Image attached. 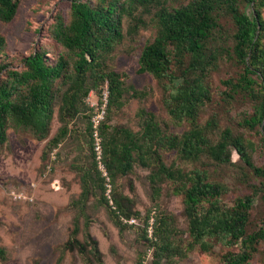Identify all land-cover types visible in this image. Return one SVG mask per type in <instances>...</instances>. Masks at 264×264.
Masks as SVG:
<instances>
[{"label":"trees","instance_id":"1","mask_svg":"<svg viewBox=\"0 0 264 264\" xmlns=\"http://www.w3.org/2000/svg\"><path fill=\"white\" fill-rule=\"evenodd\" d=\"M167 1L70 0L68 19L59 14L53 23L52 35L61 45L55 58L48 57L46 50H35L22 59L20 69L10 67L7 61L0 62V71H4L0 78V146L8 141L10 126L45 139L54 108L59 105L61 125L48 140L43 158L71 134L72 121L92 111L86 100L90 91L99 93L108 84V117L98 129L108 175L98 168L93 121L88 114L90 162L77 165L82 191L73 200L77 213L56 264H62L65 253L74 250L86 264H106L91 232L87 203L98 192V202L108 208L121 229L133 226L125 223L122 216L140 215V211H133L132 199L121 192L117 179L133 172L136 162L151 169L154 207L145 215L141 235L152 249L155 264L164 259L178 264L194 250L212 251L215 242L239 245V251H228L221 264H248L261 247L264 249V216L251 228L255 204L259 199L264 201V164L255 160L257 151L264 149V0H185L174 7L166 5ZM19 3L20 0H0V20H13ZM243 5L250 6L251 12ZM222 12L230 15L235 25L232 45H227L218 21ZM146 14H152L157 31L141 51L138 71L151 73L162 83L169 120L140 107V129L133 131L126 125H110V114L124 105V96L130 89L132 96L141 99L149 92L126 85L124 73L111 67L110 61L123 39L134 40L147 26ZM6 47L7 39L0 33V55H6ZM222 54H228L242 67L239 77L224 81L231 90L226 94L233 98V93L243 92L254 99L250 109L230 117L237 132L232 125L222 127L217 114L205 123L199 120L201 111L212 100L209 73ZM185 121L189 128L182 134L169 131L170 122ZM252 131L260 135L259 141L247 135ZM234 149L238 160L233 159ZM163 150L176 151L177 158L167 162ZM187 163L194 166L186 167ZM227 165H241L238 170L243 175L247 176L248 170L260 178L258 185L251 184V192L238 195L231 205L223 202L231 186L215 179L211 171ZM248 177L246 184L250 183ZM163 181H169L172 192L184 197L189 234L186 242L175 215L160 204ZM151 218L152 236L148 233ZM7 257V249L0 245V259ZM144 260L140 258L137 264H144Z\"/></svg>","mask_w":264,"mask_h":264},{"label":"rangeland","instance_id":"2","mask_svg":"<svg viewBox=\"0 0 264 264\" xmlns=\"http://www.w3.org/2000/svg\"><path fill=\"white\" fill-rule=\"evenodd\" d=\"M185 0H168L166 5L174 7L185 3ZM250 13L251 7L243 5ZM70 12V0H20L16 16L11 21L0 20V33L7 39L6 55H0V62L7 61L10 67L22 68V59L35 50H46L47 56L55 58L61 50L53 35L52 27L57 15L68 19ZM264 16V10H263ZM147 26L140 29L134 40L129 37L123 39L114 51L110 61L111 67L124 73L126 85L140 91L149 92L145 98L131 95L132 89L124 96V105L114 110L108 121L110 125H126L133 131L140 129V107L155 112L164 120H169L166 107L163 102L164 90L162 83L151 73H140L139 57L143 47L155 36L157 26L152 19V14H146ZM218 21L223 26L224 39L227 45H232V33L235 29L230 15L222 12L218 14ZM127 22H124V30ZM242 67L228 54H222L208 76V86L212 94V100L201 111L199 120L205 123L212 115L217 114L220 125H232L237 132L231 116L236 117L250 109L254 99L243 92L234 94L230 98L225 80L239 77ZM4 71H0V78ZM97 93L91 90L87 103L92 108L81 113L77 119L71 122L72 132L59 145L54 148L46 158L43 151L48 140L53 137L59 126L58 106L54 108L49 135L45 139L36 138L29 130L8 127V141L0 146V245L7 249V259H0V264H56L61 252V245L68 239L77 208L73 200L78 198L82 191V180L77 165H88L90 158L89 134L86 131L88 120L86 116L96 114L104 110L105 120L107 116V102L105 104L104 89ZM109 90V89H108ZM109 98V94H108ZM102 120V121H103ZM189 128L188 122H170L169 131L174 134H182ZM93 146L95 150V131H92ZM247 135L256 141L260 135L254 131ZM103 141V138H101ZM167 162L177 158L176 151L163 150ZM96 155L99 170V159ZM103 155V147H102ZM101 155V156H102ZM233 159L238 160L239 155L234 149ZM257 164H264V149L261 147L256 155ZM102 161V157H101ZM103 163V161H102ZM104 164V163H103ZM194 164L187 163L186 167L192 168ZM238 166H221L211 168L215 179H221L229 183L232 190L224 195L223 202L233 204L238 196L251 192V184L260 183L248 170V175H243ZM149 167L136 162L133 172L118 177L121 192L132 199L133 211H140V215L130 217L122 216L125 223L130 219L136 222L128 228L121 229L118 226L108 208L98 202L100 193L92 194L87 203V212L91 219V232L98 240L106 264H137L140 258H144V264H155L152 249L142 237L141 226L149 209L154 207L152 188L150 182ZM249 176V177H248ZM250 180L246 184L245 181ZM160 204L162 209L175 215L178 226L184 230L182 237L189 238L187 229V217L184 212V197L182 194L172 192L169 181L162 182ZM108 193V192H107ZM264 216V201L259 199L252 211V222H259ZM154 218L150 219L148 233L153 235ZM82 238V234H79ZM238 252L239 245L226 246L215 242L210 252L194 250L178 264H221L224 255L228 252ZM62 264H86L77 250L67 251ZM160 264H171L164 259ZM248 264H264V249L257 253Z\"/></svg>","mask_w":264,"mask_h":264},{"label":"built area","instance_id":"3","mask_svg":"<svg viewBox=\"0 0 264 264\" xmlns=\"http://www.w3.org/2000/svg\"><path fill=\"white\" fill-rule=\"evenodd\" d=\"M108 94H109V90H108V86H107L104 89L105 104H106V102L108 100ZM103 118H104V110L94 116V118H93V127H94V131H95V136H94L95 152L97 153V157L99 159L100 168L103 171V174L105 176H107L108 172L106 170L105 165L101 161V157H102L101 156L102 155V141H101V136H100L99 130H98L99 129V125H100L101 121L103 120ZM109 187H110V185H109ZM109 191H110V189H109ZM129 222L133 223V222H136V220L131 218Z\"/></svg>","mask_w":264,"mask_h":264}]
</instances>
